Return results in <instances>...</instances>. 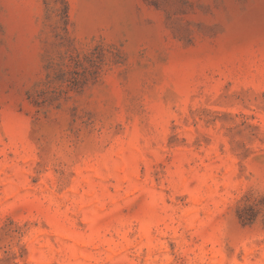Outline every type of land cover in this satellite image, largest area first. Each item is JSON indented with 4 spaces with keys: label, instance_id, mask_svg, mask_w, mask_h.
<instances>
[{
    "label": "rangeland",
    "instance_id": "1",
    "mask_svg": "<svg viewBox=\"0 0 264 264\" xmlns=\"http://www.w3.org/2000/svg\"><path fill=\"white\" fill-rule=\"evenodd\" d=\"M0 264H264V0H0Z\"/></svg>",
    "mask_w": 264,
    "mask_h": 264
}]
</instances>
